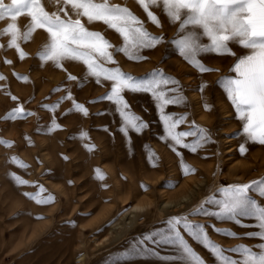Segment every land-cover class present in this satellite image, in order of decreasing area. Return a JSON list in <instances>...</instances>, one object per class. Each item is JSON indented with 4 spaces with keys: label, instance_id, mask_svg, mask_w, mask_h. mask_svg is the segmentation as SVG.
<instances>
[{
    "label": "rangeland",
    "instance_id": "1",
    "mask_svg": "<svg viewBox=\"0 0 264 264\" xmlns=\"http://www.w3.org/2000/svg\"><path fill=\"white\" fill-rule=\"evenodd\" d=\"M111 3L128 7L149 32L165 39L156 49L142 53L148 57L145 61H128L123 54H117V64L107 66H119L133 77L161 69L178 79L187 107H170L167 111L186 115L188 123L208 129L215 143L196 153L180 149L184 164L194 170V174L184 175L180 159L161 139L163 126L149 95L127 96L134 114L149 123V128L143 134L130 131L128 137H123L117 131L118 116L96 115L108 110L110 102L91 103L110 91L108 82L101 86L89 79L86 86L78 89L77 82L69 83L67 76L75 75L79 81L83 65L72 62L56 68L51 62L40 61L37 53L47 36L41 29L27 42L20 41L25 53L23 59L15 48L7 47L10 37L0 38V45L4 46L0 47V76L4 78L0 80V141L12 145L9 148L0 144V264H107L127 250L138 236L161 227L166 218L194 210L209 196L219 199V188L264 179V145L248 143L246 154L239 153L238 146L243 140L233 137L241 131V124L235 119L223 89L216 83L221 76L230 74L234 58L203 56L202 63L213 71L200 74L170 43L176 28L169 25L159 8L150 6L161 20V28L148 21L135 0H111ZM46 7L54 11L58 6L47 4ZM7 23L0 22V31ZM28 23V18L23 16L17 20L22 31ZM86 26L101 32L113 45L122 43L119 34L102 23ZM235 50L241 52L239 48ZM201 83L208 85L204 98L212 106L211 111L204 110L201 94L196 91ZM65 88H71L74 99L88 108V117L79 113L67 115L72 108L71 101L52 109L66 95ZM17 107L32 115L6 121ZM104 126L109 131H103ZM187 127V124L181 125L177 130H187ZM81 133H86L87 138L82 139ZM145 148L151 150L149 156L154 154L151 161L146 157ZM12 157L17 158V164H11ZM9 173L27 180L28 185H18ZM98 173L103 175V180L96 178ZM166 182L175 184L174 190H168ZM38 186L45 190L42 197H54L53 203L37 205L24 195H35ZM167 202L176 204L166 206ZM135 206L139 209L133 213ZM121 219L124 222L120 224ZM131 220L135 223L125 227ZM241 221L243 227L217 222L211 217H198L192 222L205 224L212 242L221 246L226 255L238 258L227 250L241 245L255 248L256 242L222 237L210 225H216L221 231L234 230L241 236L254 230L251 220L241 218ZM122 229L123 235L113 238ZM189 243L206 264H217L209 251L190 238ZM161 253L173 254L168 249H161ZM122 264L161 262L155 257L134 255Z\"/></svg>",
    "mask_w": 264,
    "mask_h": 264
},
{
    "label": "snow or ice",
    "instance_id": "2",
    "mask_svg": "<svg viewBox=\"0 0 264 264\" xmlns=\"http://www.w3.org/2000/svg\"><path fill=\"white\" fill-rule=\"evenodd\" d=\"M135 3L157 28L162 27L161 20L150 10V6L160 9L169 25L176 28V35L170 43L175 45L179 56L198 73L213 71L202 63L203 56L234 58V63L229 68L230 74L221 76L216 82L234 109L235 119L241 124V131L233 138L241 137L243 140L238 146L241 155L246 154L248 143L264 145V0H135ZM47 4L58 7L54 11H48ZM22 16L29 20L23 31L17 25L18 18ZM4 21L8 23L0 31V38L10 37L7 47L15 48L21 59L25 53L20 41L27 42L37 29H41L47 36L37 53L40 61L51 62L56 68L72 62L83 65L84 72L79 81L75 75L67 76L69 83L77 82L78 89L86 86L85 82L89 79L101 86L108 82L110 91L91 103L110 102L108 110L96 115L118 116L120 124L117 131L123 137H128L130 131L143 134L149 128V123L134 114L127 96L149 95L163 126L164 135L161 139L180 159L182 174H194V170L184 164L180 149L196 153L215 141L208 129L199 127L194 122L188 123L186 115L167 111L170 107H187L180 81L166 75L161 69L143 77H133L124 73L119 66H107L117 64V54H123L128 61H145L148 57L142 53L156 49L165 39L149 32L128 7L113 4L111 0H0V22ZM96 22L119 34L122 43L119 46L113 45L101 32L90 30L86 26ZM236 48L241 52L238 53ZM165 59L168 57L165 56ZM2 79L4 78L0 76V80ZM207 87L206 83H201L196 91L201 94L204 110L211 111L212 106L204 98ZM63 91L66 95L52 109L59 107L64 101H71L72 108L67 115L79 113L88 117V108L74 99L72 89L65 88ZM144 110L147 111V108ZM28 115L32 113H25L22 108L17 107L6 117V121ZM185 124L188 125L187 130H177ZM53 125L59 128L55 121ZM102 130L109 131L107 126ZM80 136L82 139L87 138L86 133H81ZM0 144L12 147L4 141H0ZM144 150L151 161L154 154L149 156L151 150ZM17 163V158L12 157L11 164ZM150 166L156 165L150 163ZM8 176L20 186L28 185L27 180L20 179L15 173H9ZM96 178L104 179L99 173ZM166 186L168 190L176 187L168 182ZM44 191L42 186H38L35 195H24L37 205L53 203V196H41ZM218 191L219 199L214 195L209 196L194 210L166 218L161 227L138 236L127 250H123L120 256L107 264H122L134 255L155 257L161 264H206L205 259L194 251L189 238L209 251L217 264H264V179L221 187ZM198 217H211L217 222L234 223L240 227L244 226L241 218L251 220L254 230L242 236L234 230L221 231L214 224L210 227L222 237L255 241L256 247L241 245L227 250L237 254L238 258L226 255L221 246L212 242L205 224L192 222ZM161 249L171 250L173 254L162 255Z\"/></svg>",
    "mask_w": 264,
    "mask_h": 264
},
{
    "label": "bare ground",
    "instance_id": "3",
    "mask_svg": "<svg viewBox=\"0 0 264 264\" xmlns=\"http://www.w3.org/2000/svg\"><path fill=\"white\" fill-rule=\"evenodd\" d=\"M55 124H56V123H55ZM172 204H176V202H167V203H165L166 206H170V205H172ZM131 208H132V207H131ZM140 208H142V207H140ZM137 209H139V207H138V206H135V207L132 208L131 211L134 213V211L137 210ZM123 215H124V214H123ZM132 215H133V214H132ZM130 216H131V214H130ZM119 218H120V217H119ZM123 218H124V217H123ZM134 218H135V217H134ZM131 219H132V218H131ZM121 222H124L123 219L120 220V224H121ZM127 222H128V221H127ZM133 223H135V222H134L133 220H131L130 224H126V223H125L124 225H125V227H129V226H131V224H133ZM123 227H124V226H123ZM123 230H124V229H122V232H119V231L116 232V237H113V238L117 239V238L121 237V236L123 235V233H124ZM113 238H112V239H113Z\"/></svg>",
    "mask_w": 264,
    "mask_h": 264
}]
</instances>
